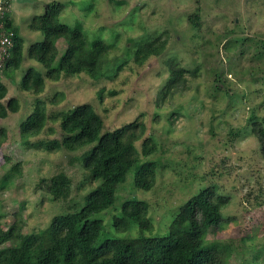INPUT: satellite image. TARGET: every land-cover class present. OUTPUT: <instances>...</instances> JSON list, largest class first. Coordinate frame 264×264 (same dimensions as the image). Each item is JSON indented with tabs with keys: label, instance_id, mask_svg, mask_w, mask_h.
<instances>
[{
	"label": "rangeland",
	"instance_id": "374dc122",
	"mask_svg": "<svg viewBox=\"0 0 264 264\" xmlns=\"http://www.w3.org/2000/svg\"><path fill=\"white\" fill-rule=\"evenodd\" d=\"M9 1L5 9L18 26L25 52L29 43L43 38L40 31L30 30L29 22L52 0ZM56 1L63 4L61 22L80 24L89 40L100 39L109 50L99 80L82 73L45 81L40 97L60 93L57 102L48 105L49 112L90 103L106 128L140 119L144 136L150 135L157 145L148 156L156 162L153 186L135 188L128 174L116 189L114 207L125 199L144 200L151 234H162L183 202L214 184L225 198L223 219L207 229L206 239L233 247L242 259L250 258L249 253L255 252L250 244L257 251L264 244V155L249 126L252 115L264 125V0ZM192 13L199 15V26L189 21ZM156 36L166 37L164 49L137 64L138 44ZM56 45L59 54L72 46L64 37ZM25 63L42 71L35 61ZM170 66L182 70L179 85L183 88L172 94L168 90L161 101L158 97L169 80ZM1 80L7 86L5 99L17 97L20 109L0 117V128L6 132L0 141V181L16 161L20 172L0 190V214L9 220L10 212L21 207L24 231H36L74 202L81 203L94 184L87 180L80 162L72 160L88 147L44 151L23 145L16 131L24 114L31 111L34 96L16 90L4 76ZM46 127L53 131L44 130L31 140L59 137L57 122L48 121ZM5 156L11 160L4 162ZM61 171L71 180V193L66 200H52L37 186L41 178ZM257 199L259 204L254 202ZM114 207L98 215L104 232L109 230ZM125 235L137 236L136 227Z\"/></svg>",
	"mask_w": 264,
	"mask_h": 264
},
{
	"label": "trees",
	"instance_id": "16d2710c",
	"mask_svg": "<svg viewBox=\"0 0 264 264\" xmlns=\"http://www.w3.org/2000/svg\"><path fill=\"white\" fill-rule=\"evenodd\" d=\"M9 3L5 0V7ZM62 8L61 2L48 1L43 12L32 17L28 27L40 31L43 38L29 43L25 52L18 26L4 9L0 21L4 32L11 37L12 47L0 68V117L20 109L17 97L5 99L7 86L1 80L4 76L16 90L34 96L31 111L24 114L17 127L21 143L44 151H77L87 146L72 160L80 162L87 180L94 184L83 195L81 203L74 202L67 211L54 215L46 227L36 231H24L26 224L21 207L10 212L9 220L0 214V264H264V244L257 251L251 243L249 249L255 252L249 253L250 258L242 259V254L234 253L233 247L207 241V229L223 219L221 206L225 198L214 184L183 202L162 234H151V219L144 200L125 199L120 207H114L116 189L128 174H132L135 188L149 190L153 186L156 162L148 156L156 151L157 145L150 135L144 136V123L140 119L106 128L101 114L90 103L49 112L48 105L55 104L60 93L51 98L40 97L45 81H59L82 73L99 80L109 50L102 40H89L80 24L70 26L61 22ZM188 19L193 26H199L197 13L190 14ZM62 37L68 38L72 46L59 54L56 41ZM165 44L166 37L143 41L134 51V61L142 64L149 57L159 55ZM27 60L39 63L42 71L32 64L26 65ZM169 70V80L158 97L161 101L168 90L172 94L183 88L179 85L182 70L174 66ZM17 72L19 80L15 81ZM48 121L57 122L59 137L32 141L44 130L48 134L53 131L52 127H46ZM249 121L251 134L264 155L263 122L254 115ZM5 135L0 128V141ZM10 160L4 157V162ZM19 172L20 162L16 161L2 175L0 190ZM37 187L52 200H66L71 193V180L61 171L41 178ZM112 207L116 212L109 223V232H104L103 219L98 215ZM132 226L137 229L135 237L125 235Z\"/></svg>",
	"mask_w": 264,
	"mask_h": 264
},
{
	"label": "built area",
	"instance_id": "2783aa9c",
	"mask_svg": "<svg viewBox=\"0 0 264 264\" xmlns=\"http://www.w3.org/2000/svg\"><path fill=\"white\" fill-rule=\"evenodd\" d=\"M4 9H5V0H0V18ZM11 47H12L11 37L4 32L2 22L0 21V68L3 64V61L9 54Z\"/></svg>",
	"mask_w": 264,
	"mask_h": 264
}]
</instances>
